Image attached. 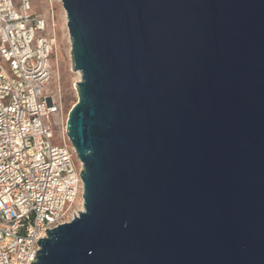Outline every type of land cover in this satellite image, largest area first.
I'll use <instances>...</instances> for the list:
<instances>
[{"label":"water","instance_id":"obj_1","mask_svg":"<svg viewBox=\"0 0 264 264\" xmlns=\"http://www.w3.org/2000/svg\"><path fill=\"white\" fill-rule=\"evenodd\" d=\"M83 209L31 264H264V0H61Z\"/></svg>","mask_w":264,"mask_h":264},{"label":"built area","instance_id":"obj_2","mask_svg":"<svg viewBox=\"0 0 264 264\" xmlns=\"http://www.w3.org/2000/svg\"><path fill=\"white\" fill-rule=\"evenodd\" d=\"M47 27L32 0H0V264L35 263L45 229L77 215L69 206L83 196L82 161L54 140Z\"/></svg>","mask_w":264,"mask_h":264},{"label":"rangeland","instance_id":"obj_3","mask_svg":"<svg viewBox=\"0 0 264 264\" xmlns=\"http://www.w3.org/2000/svg\"><path fill=\"white\" fill-rule=\"evenodd\" d=\"M32 3L34 10L48 21L47 31L44 33L55 38L50 56L51 77L45 83V88L58 97L62 106V113L51 117L54 140L59 144L71 145L65 133V126L70 109L78 101L77 82L81 79V73L74 69L66 10L61 0H32ZM74 162L76 165L79 164L78 156L74 157ZM82 206L83 196L81 195L69 206V210L73 208V213H78Z\"/></svg>","mask_w":264,"mask_h":264},{"label":"bare ground","instance_id":"obj_4","mask_svg":"<svg viewBox=\"0 0 264 264\" xmlns=\"http://www.w3.org/2000/svg\"><path fill=\"white\" fill-rule=\"evenodd\" d=\"M77 72L80 73L79 71H77ZM82 209H83V206H82ZM82 209H81V210H82ZM78 213H79V212H78ZM78 213H77V215H78ZM75 216H76V215H75Z\"/></svg>","mask_w":264,"mask_h":264}]
</instances>
